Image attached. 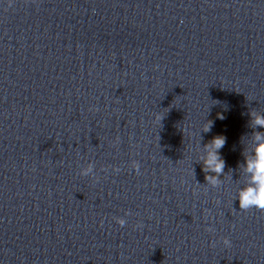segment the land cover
Instances as JSON below:
<instances>
[{
  "label": "clouds",
  "instance_id": "1",
  "mask_svg": "<svg viewBox=\"0 0 264 264\" xmlns=\"http://www.w3.org/2000/svg\"><path fill=\"white\" fill-rule=\"evenodd\" d=\"M223 119V116L219 117ZM160 120V116H157ZM250 127L252 129H264V114L260 111L250 112ZM212 128V121H208L207 127L203 130L209 132ZM250 148L244 150V162L239 165V170L243 176V186L238 188L237 197L239 201V208L241 210L257 209L264 211V131H253L249 136ZM226 138L222 135L213 137L203 147V155L199 158L202 164V170L205 173L206 184L212 187H218L223 183L221 176L225 175V161L220 155V150L225 146ZM139 163L136 164L135 169L138 171ZM119 171V169H116ZM79 175L89 176L94 175V164L88 163L81 167ZM99 179V177H95ZM130 215L125 212V217ZM125 217H113L115 222L121 227L127 224ZM137 228H142L143 225L137 224ZM206 231L214 232L211 227ZM222 242L225 247H231V240L228 237H222ZM215 246V242H212Z\"/></svg>",
  "mask_w": 264,
  "mask_h": 264
}]
</instances>
